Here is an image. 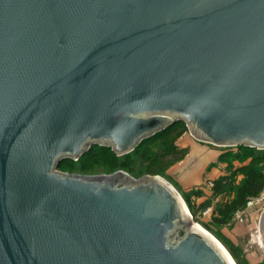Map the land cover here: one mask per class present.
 <instances>
[{
	"label": "water",
	"instance_id": "95a60500",
	"mask_svg": "<svg viewBox=\"0 0 264 264\" xmlns=\"http://www.w3.org/2000/svg\"><path fill=\"white\" fill-rule=\"evenodd\" d=\"M179 121L264 148V0H0V264H231L161 175L57 170Z\"/></svg>",
	"mask_w": 264,
	"mask_h": 264
},
{
	"label": "trees",
	"instance_id": "16d2710c",
	"mask_svg": "<svg viewBox=\"0 0 264 264\" xmlns=\"http://www.w3.org/2000/svg\"><path fill=\"white\" fill-rule=\"evenodd\" d=\"M185 121H179L168 129L158 132L144 140L140 145L128 153L118 155L106 146H95L79 159H67L60 165L64 170L73 172L74 165H79L80 172L87 173L93 165L101 167L105 172L127 170L130 172L162 174L170 163L171 156H178L182 151L175 143V136L182 133ZM174 132V133H173ZM173 133V134H171ZM174 136V137H173ZM236 151H223L219 159H239L241 164L236 170L219 175L213 179V195L220 196L213 210L214 224L233 222V213L237 208L246 204L250 195L257 194L264 186V148L244 144L237 145ZM59 165V166H60ZM139 169V170H138ZM240 172L242 178L235 182V174ZM201 188L191 191L192 194L201 195ZM189 208L192 203L188 195L184 196ZM206 205V204H205ZM264 262V260H263Z\"/></svg>",
	"mask_w": 264,
	"mask_h": 264
},
{
	"label": "rangeland",
	"instance_id": "374dc122",
	"mask_svg": "<svg viewBox=\"0 0 264 264\" xmlns=\"http://www.w3.org/2000/svg\"><path fill=\"white\" fill-rule=\"evenodd\" d=\"M184 136L189 137L190 140H196V144H199L200 146H206L208 149H210L209 152L212 151L215 153L218 151L220 154L226 150H238L237 145L222 146L199 140L193 136L189 126L185 124L182 133L178 136H175V143L182 153L178 156H171L170 163L168 164L165 172L159 175L164 177L176 189H178L183 198L185 195L189 196L192 203L191 209L189 208L187 201H185L194 220L201 224L206 230L211 232L225 246L237 264H264V246L261 242L262 237L260 235L261 230L259 227V220L262 211H253L251 217L247 218L243 222H237L234 220L233 222L219 225L214 224L212 220L213 210L218 200H220V196L213 195V189L209 185V180L213 179L210 177L217 174L221 175L223 173L232 172L236 170L241 164H243V162H241L239 159H230L228 157L219 159V154L216 157L212 154L211 159L213 161L208 164L207 168H204L200 165L201 163L199 162L198 152H196V154L193 153V155H189L190 147L185 145L187 142L185 139H183ZM207 159L208 158H206V160ZM68 161L69 160L65 162ZM183 161H185V164L188 165L186 171L182 169L184 165ZM71 169L73 172L70 173H82L80 172V167L78 164L72 166ZM88 169V172L83 174L112 173L105 172V170H102L101 167L96 165H93ZM57 170L69 172L68 170L62 169L61 165L58 166ZM127 172L135 178H138L143 174H152L140 173V171L134 173L130 171ZM241 178L242 174L240 172H236L235 182L238 183ZM198 187L201 188L202 194H192L191 191ZM208 206L211 207V211L204 213V209Z\"/></svg>",
	"mask_w": 264,
	"mask_h": 264
},
{
	"label": "built area",
	"instance_id": "2783aa9c",
	"mask_svg": "<svg viewBox=\"0 0 264 264\" xmlns=\"http://www.w3.org/2000/svg\"><path fill=\"white\" fill-rule=\"evenodd\" d=\"M214 184L213 180H209V185L212 187ZM264 209V186L263 188L254 195H250L247 198L246 204L243 207L237 208L233 213V219L237 222H243L247 218L251 217L253 211L260 212ZM211 211V207L208 206L204 209V213Z\"/></svg>",
	"mask_w": 264,
	"mask_h": 264
},
{
	"label": "crops",
	"instance_id": "0c3cea01",
	"mask_svg": "<svg viewBox=\"0 0 264 264\" xmlns=\"http://www.w3.org/2000/svg\"><path fill=\"white\" fill-rule=\"evenodd\" d=\"M191 137V136H190ZM183 139H185V141L187 142L185 145H188L189 147H190V152H189V155H193V153H195L196 154V152H198V156H199V162L201 163H199L201 166H203L204 168H207V166H208V164L211 162V161H213L212 159H211V155L213 154L215 157L219 154V152L217 151V152H212V151H210L209 152V150L210 149H208L206 146H200L199 144H196V140H190L189 139V137H183ZM207 150H208V152H207ZM188 158V157H187ZM206 158H208L207 160H206ZM185 160H186V158H185ZM206 160V161H205ZM184 162V165H183V170H185L186 171V169L188 168V165H186L185 164V161H183ZM199 165V166H200ZM220 174H217V175H213V176H211L210 178L211 179H215L216 177H218ZM201 177V176H200Z\"/></svg>",
	"mask_w": 264,
	"mask_h": 264
},
{
	"label": "bare ground",
	"instance_id": "6f19581e",
	"mask_svg": "<svg viewBox=\"0 0 264 264\" xmlns=\"http://www.w3.org/2000/svg\"><path fill=\"white\" fill-rule=\"evenodd\" d=\"M178 190V189H177ZM179 192V191H178ZM180 193V192H179ZM182 196V195H181ZM183 204L188 212L189 215H191V212H190V209L188 208L186 202L183 200ZM200 228H202L203 230H205L214 240H216V242L222 247V249L224 250L227 258L229 259L230 263L231 264H237L235 262V260L233 259L232 255L229 253V251L225 248V246L211 233L209 232L208 230H206L201 224L199 223H196ZM262 242V240H261Z\"/></svg>",
	"mask_w": 264,
	"mask_h": 264
}]
</instances>
